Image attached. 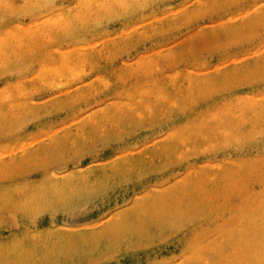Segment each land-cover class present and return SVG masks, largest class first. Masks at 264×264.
I'll use <instances>...</instances> for the list:
<instances>
[{"label": "rangeland", "instance_id": "obj_1", "mask_svg": "<svg viewBox=\"0 0 264 264\" xmlns=\"http://www.w3.org/2000/svg\"><path fill=\"white\" fill-rule=\"evenodd\" d=\"M0 264H264V0H0Z\"/></svg>", "mask_w": 264, "mask_h": 264}]
</instances>
